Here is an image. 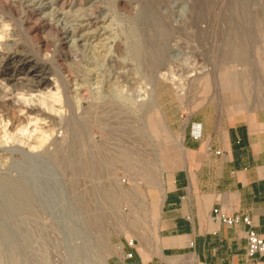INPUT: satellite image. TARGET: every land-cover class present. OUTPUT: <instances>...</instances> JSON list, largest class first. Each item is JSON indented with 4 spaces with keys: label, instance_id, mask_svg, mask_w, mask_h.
Segmentation results:
<instances>
[{
    "label": "rangeland",
    "instance_id": "obj_1",
    "mask_svg": "<svg viewBox=\"0 0 264 264\" xmlns=\"http://www.w3.org/2000/svg\"><path fill=\"white\" fill-rule=\"evenodd\" d=\"M234 92L264 107V0H0V264H106L155 215L162 101Z\"/></svg>",
    "mask_w": 264,
    "mask_h": 264
},
{
    "label": "crops",
    "instance_id": "obj_2",
    "mask_svg": "<svg viewBox=\"0 0 264 264\" xmlns=\"http://www.w3.org/2000/svg\"><path fill=\"white\" fill-rule=\"evenodd\" d=\"M240 98L233 93L232 109L207 100L187 113L177 96L162 101L154 126L169 136L155 215L113 237L106 264H264V254H247V231H264V107L242 108ZM214 208L251 224H223Z\"/></svg>",
    "mask_w": 264,
    "mask_h": 264
},
{
    "label": "built area",
    "instance_id": "obj_3",
    "mask_svg": "<svg viewBox=\"0 0 264 264\" xmlns=\"http://www.w3.org/2000/svg\"><path fill=\"white\" fill-rule=\"evenodd\" d=\"M192 135L195 138H200L201 132L198 130L192 131ZM217 153H221V151H216ZM213 217L220 220L223 224H226L228 226H235L240 223H245L247 225L251 224V219L249 216H241L239 214L230 215L224 211H222L220 208H214L213 209ZM133 239H130L128 243L130 245H133ZM247 254L249 256L254 255H263L264 254V231L263 232H257L254 229L250 228L247 231ZM128 256H131V253L127 254Z\"/></svg>",
    "mask_w": 264,
    "mask_h": 264
},
{
    "label": "bare ground",
    "instance_id": "obj_4",
    "mask_svg": "<svg viewBox=\"0 0 264 264\" xmlns=\"http://www.w3.org/2000/svg\"><path fill=\"white\" fill-rule=\"evenodd\" d=\"M29 79V78H28ZM39 83V82H38Z\"/></svg>",
    "mask_w": 264,
    "mask_h": 264
}]
</instances>
